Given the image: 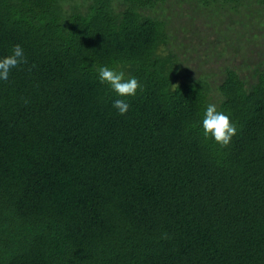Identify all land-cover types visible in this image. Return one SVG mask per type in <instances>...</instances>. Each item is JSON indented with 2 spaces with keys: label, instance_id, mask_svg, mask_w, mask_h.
<instances>
[{
  "label": "trees",
  "instance_id": "16d2710c",
  "mask_svg": "<svg viewBox=\"0 0 264 264\" xmlns=\"http://www.w3.org/2000/svg\"><path fill=\"white\" fill-rule=\"evenodd\" d=\"M180 12L264 40V0H0V58L28 60L0 80V264H264V48L190 67ZM102 66L143 86L125 115Z\"/></svg>",
  "mask_w": 264,
  "mask_h": 264
},
{
  "label": "rangeland",
  "instance_id": "374dc122",
  "mask_svg": "<svg viewBox=\"0 0 264 264\" xmlns=\"http://www.w3.org/2000/svg\"><path fill=\"white\" fill-rule=\"evenodd\" d=\"M230 19L228 16H208L200 12H180L175 15L178 39L186 46L185 48H196V54L190 60V67L199 65L207 72H217L225 66L240 62V57L234 54L237 49L240 53L246 54L247 58L250 57V60L257 59L258 52L264 48V40H251L250 47L237 48L235 51L233 48H227L232 42H247L246 34L241 31V27ZM231 25H235L240 35L229 30ZM259 59L264 60V56Z\"/></svg>",
  "mask_w": 264,
  "mask_h": 264
},
{
  "label": "clouds",
  "instance_id": "9594fccd",
  "mask_svg": "<svg viewBox=\"0 0 264 264\" xmlns=\"http://www.w3.org/2000/svg\"><path fill=\"white\" fill-rule=\"evenodd\" d=\"M28 64V60L24 54V49L21 45H14L11 53L3 58H0V80L7 81L13 69L22 67ZM30 66L27 70L31 71ZM98 77L101 84H108L110 88L121 98L115 99L113 108L118 111V114L125 115L130 104L124 97L134 96L137 90L143 91V86L135 77L125 78L123 71H117L108 66L98 68ZM173 90L178 88V85H172ZM24 103H28L27 100ZM203 136L205 140L213 139L221 148L227 147L232 137L236 135V127L230 119V116L223 111L217 110V105L210 103L207 105L201 122ZM167 233L161 235V239H168Z\"/></svg>",
  "mask_w": 264,
  "mask_h": 264
}]
</instances>
